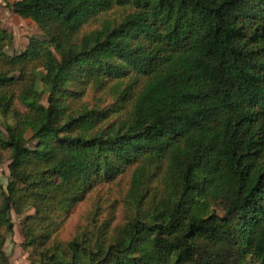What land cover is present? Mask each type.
I'll use <instances>...</instances> for the list:
<instances>
[{"label": "trees", "instance_id": "obj_1", "mask_svg": "<svg viewBox=\"0 0 264 264\" xmlns=\"http://www.w3.org/2000/svg\"><path fill=\"white\" fill-rule=\"evenodd\" d=\"M7 6L42 39L8 55L0 23V264L11 212L30 210L32 264H264V0ZM89 88L113 101L75 106ZM129 169L123 223L95 210L60 239L75 206Z\"/></svg>", "mask_w": 264, "mask_h": 264}, {"label": "rangeland", "instance_id": "obj_2", "mask_svg": "<svg viewBox=\"0 0 264 264\" xmlns=\"http://www.w3.org/2000/svg\"><path fill=\"white\" fill-rule=\"evenodd\" d=\"M13 1L15 0H0L1 26L13 35L12 43L5 47V52L8 55L18 54L25 50L30 37L42 39L41 32L33 21L20 18L9 9L7 4ZM109 94L105 89L94 90L89 88L74 104L75 106H87L89 108L94 106L101 107L103 106L102 102L108 105L113 101V98ZM43 104H45V100ZM19 107L21 108L20 105ZM0 129L4 133L3 124H0ZM25 137L27 139L26 146L33 148L35 141L31 138V133L27 132ZM8 162V155L2 153L0 155V184L2 186L5 185L9 178ZM131 172L129 169L118 176L113 182L96 185L87 194L85 200L75 206L66 219L59 233V238L67 240L72 237L78 225L85 226V222L92 217L95 210H98L100 219L103 216H107L108 218H113L114 224L120 225L123 223L129 211L124 199L129 187ZM31 213L32 210L23 214L11 212L13 232L10 236L6 237L2 246V249H4V252L8 256L9 264H32L28 259L29 250H24L21 246L23 241L21 226L25 216Z\"/></svg>", "mask_w": 264, "mask_h": 264}]
</instances>
